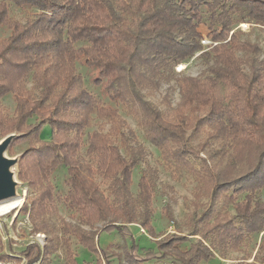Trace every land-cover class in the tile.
I'll return each instance as SVG.
<instances>
[{
    "label": "trees",
    "instance_id": "trees-1",
    "mask_svg": "<svg viewBox=\"0 0 264 264\" xmlns=\"http://www.w3.org/2000/svg\"><path fill=\"white\" fill-rule=\"evenodd\" d=\"M12 7L25 8L26 18L15 19ZM244 22L264 30V0H0V98L9 95L14 102L12 115L0 114V137L16 132L12 141L26 142L18 161L25 182L43 186L63 167L67 191L61 202L84 223L105 220L102 230L127 238L126 224L138 223L153 234L157 171L139 169L146 151L119 114L116 104L125 105L145 138L196 180L188 233H168L143 258L131 241L126 264H163L159 260L166 258L197 264L258 237L264 249V50L242 37L238 25ZM196 53L205 69L175 78V105L167 95L163 109L152 102L174 67ZM75 64L96 73L93 83L108 103L87 90ZM93 119L108 128L93 129ZM46 127L50 134L43 139ZM200 150L205 157L196 167L189 157ZM52 196L42 187L23 209L29 203L34 218L35 208ZM164 211L171 219L170 209ZM66 227L96 250L98 233ZM24 251L27 264L41 254L38 245Z\"/></svg>",
    "mask_w": 264,
    "mask_h": 264
},
{
    "label": "rangeland",
    "instance_id": "rangeland-1",
    "mask_svg": "<svg viewBox=\"0 0 264 264\" xmlns=\"http://www.w3.org/2000/svg\"><path fill=\"white\" fill-rule=\"evenodd\" d=\"M27 13L28 11L25 8H11V15L20 21L26 18ZM238 27L243 31L242 37L244 39L258 42L264 50L263 29L246 22L240 23ZM198 31L203 37L201 43L203 45L208 44L206 26L201 24ZM1 35H6V31H2ZM75 65L87 90L92 92L100 101L108 103L109 101L105 98V95L100 93L99 88L93 83L96 73L92 69L85 68L80 64ZM204 69L205 64L199 53H196L188 61L177 64L172 70L170 79L163 80L159 90L149 99L163 109L164 103L161 100L167 95L174 106L179 99L175 78L179 75L197 76ZM30 86V83H28V87ZM116 106L120 116L125 119L130 129H132L135 142L140 144L146 151V157L140 164L139 169L149 166L157 171L156 190L152 201L153 234H149L138 223L126 224L131 238L121 236L116 230H102L106 225L105 220L94 221L91 224L84 223V220L80 219L77 213L67 209L61 202L67 191L65 168L62 167L54 171L47 181L43 183V186L36 185L31 188L25 182L21 173L20 166L23 164H18L17 162L12 169L14 178L18 183L16 194L22 198V202L9 212L0 214V256L3 257L0 260V264H27L29 256L27 257L24 250L35 245H38L41 254L39 259L34 261L33 264H107V260H110L112 264H118L119 262L126 264L125 255L130 254L128 253V247L131 241L137 247V250H133L132 248L133 253L138 258H143L145 251H155V242L158 243L168 238L170 236L168 233L177 230L185 234L188 233V230H190V215L195 210L193 208L194 203H192L196 187L194 175L186 169L178 167L165 153H162L145 138L139 121L131 113L130 107L119 104H116ZM13 109L14 102L9 95L0 98L1 115L10 116L13 114ZM91 127L93 129H99L100 127L104 129L108 128L106 124H102V121L96 119L92 120ZM49 134L50 130L46 127L41 138L46 139L49 137ZM6 135L1 136L0 140ZM202 138L203 136H199L194 139L193 144L196 145ZM26 147L27 144L24 141H11L5 154L8 157L19 156L20 159ZM84 153L83 148L81 156L85 161H88V157ZM204 157L205 151L200 150L196 155L190 156L189 160L191 164L198 167L200 160ZM137 175L138 172L135 171L130 187L133 196L137 193ZM95 180L101 188L106 186V182L97 174H95ZM42 187L52 189L53 196L51 202L44 208H35V217L31 218L29 203H27L28 205L25 209H23V206L26 199L30 202L29 197L31 198L35 191ZM200 202L204 205L206 198L201 199ZM165 207L170 209L171 219H168L164 211ZM38 211L39 214H37ZM229 211L231 214V210ZM67 224L79 226L86 232L98 233L97 238L95 237L96 239H94L96 250H91L89 246L81 244L69 232V229L66 227ZM117 224L125 225L122 222H117ZM189 237H191V240L198 238V236ZM260 238H257L256 243L253 244L251 242V244L242 247L239 251L227 249L222 253L218 252L213 259L209 261L202 260L197 264H264V249L259 247ZM102 249L106 252L107 256L103 252L100 253ZM156 254L157 257L161 255L160 253ZM159 261L163 264H173L171 263V258Z\"/></svg>",
    "mask_w": 264,
    "mask_h": 264
},
{
    "label": "water",
    "instance_id": "water-1",
    "mask_svg": "<svg viewBox=\"0 0 264 264\" xmlns=\"http://www.w3.org/2000/svg\"><path fill=\"white\" fill-rule=\"evenodd\" d=\"M15 133L6 135L0 140V201L16 196L17 181L14 178L13 167L19 160V156L8 157L5 154L11 141L16 137Z\"/></svg>",
    "mask_w": 264,
    "mask_h": 264
},
{
    "label": "bare ground",
    "instance_id": "bare-ground-1",
    "mask_svg": "<svg viewBox=\"0 0 264 264\" xmlns=\"http://www.w3.org/2000/svg\"><path fill=\"white\" fill-rule=\"evenodd\" d=\"M21 202L22 198L17 195L0 201V214L9 212L12 208L19 206Z\"/></svg>",
    "mask_w": 264,
    "mask_h": 264
}]
</instances>
